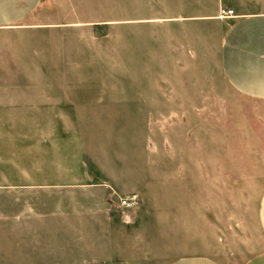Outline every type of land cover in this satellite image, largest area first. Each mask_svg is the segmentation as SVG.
Returning <instances> with one entry per match:
<instances>
[{
  "label": "rangeland",
  "instance_id": "obj_1",
  "mask_svg": "<svg viewBox=\"0 0 264 264\" xmlns=\"http://www.w3.org/2000/svg\"><path fill=\"white\" fill-rule=\"evenodd\" d=\"M212 5L42 0L0 30V264L261 250L264 102L225 79Z\"/></svg>",
  "mask_w": 264,
  "mask_h": 264
},
{
  "label": "crops",
  "instance_id": "obj_2",
  "mask_svg": "<svg viewBox=\"0 0 264 264\" xmlns=\"http://www.w3.org/2000/svg\"><path fill=\"white\" fill-rule=\"evenodd\" d=\"M42 0H0V30L18 25H30L29 20ZM212 10L203 16L221 22L219 11L233 10L228 18L220 59L222 73L239 94L257 102H264V10H244L238 0H212ZM197 19L189 17L188 19ZM257 223L261 236V250L245 264H264V191L257 207ZM94 264H139L131 259H107ZM169 264H225L215 258L191 255L177 258Z\"/></svg>",
  "mask_w": 264,
  "mask_h": 264
},
{
  "label": "built area",
  "instance_id": "obj_3",
  "mask_svg": "<svg viewBox=\"0 0 264 264\" xmlns=\"http://www.w3.org/2000/svg\"><path fill=\"white\" fill-rule=\"evenodd\" d=\"M234 16L233 10H225L222 9L220 11V17L221 18H229ZM140 204L138 195H130V196H124L118 198V206L123 210H134L137 208Z\"/></svg>",
  "mask_w": 264,
  "mask_h": 264
}]
</instances>
